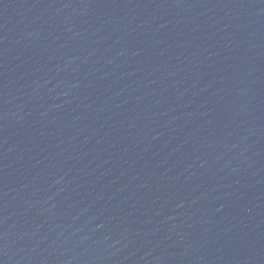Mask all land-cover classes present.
<instances>
[{"label": "water", "instance_id": "1", "mask_svg": "<svg viewBox=\"0 0 264 264\" xmlns=\"http://www.w3.org/2000/svg\"><path fill=\"white\" fill-rule=\"evenodd\" d=\"M0 264H264V0H0Z\"/></svg>", "mask_w": 264, "mask_h": 264}]
</instances>
